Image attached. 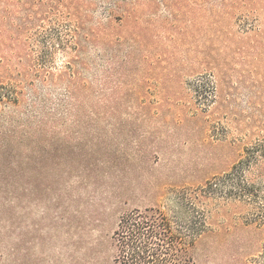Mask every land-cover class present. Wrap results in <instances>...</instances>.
<instances>
[{
  "label": "rangeland",
  "instance_id": "obj_1",
  "mask_svg": "<svg viewBox=\"0 0 264 264\" xmlns=\"http://www.w3.org/2000/svg\"><path fill=\"white\" fill-rule=\"evenodd\" d=\"M255 1L131 0L103 35L106 3L94 0L83 52L36 44L38 25L51 33L48 6L17 0L1 21L0 5V87L22 91L0 110V264H118L111 233L122 212L204 183L264 144V0ZM73 13L81 25L82 9ZM196 82L206 83L201 96ZM68 90L82 108L62 114L59 138L46 125L33 136L20 120L26 104ZM105 94L114 100L99 103ZM251 212L237 201L219 207L195 264H264V198Z\"/></svg>",
  "mask_w": 264,
  "mask_h": 264
},
{
  "label": "trees",
  "instance_id": "obj_2",
  "mask_svg": "<svg viewBox=\"0 0 264 264\" xmlns=\"http://www.w3.org/2000/svg\"><path fill=\"white\" fill-rule=\"evenodd\" d=\"M16 1L0 0V5L2 4L3 7L2 9L0 6V9L5 12L1 21L15 12ZM34 1H36V6H48L44 16L48 17L50 25H52L51 33L46 36H42L43 29L41 28L44 26L38 25L36 44H44L48 40L54 47L56 40L65 49L83 52V48L89 42L88 34L84 28L87 19L83 14L88 10V4L94 0ZM104 1L106 5L102 6V10L105 13L107 23L99 26L97 30L103 35H107L106 31L112 26L113 20H121L127 15V6L131 0ZM238 1L239 5L256 4L255 0ZM229 4L233 6L232 3ZM79 8L82 9L81 25L75 27L69 18L73 16V10L78 11ZM83 17L84 20H82ZM60 27H64V31H60ZM60 32H62V38H60ZM104 49L108 51V47ZM109 57L110 62L115 59V55L109 54ZM120 58L124 63L128 59V55ZM45 60L43 56L38 57L34 65H28V70L36 71L34 68L44 64ZM112 68L110 63L108 70L100 76L104 83L111 78ZM46 82L47 80L42 81L44 84ZM73 87L74 85H69L70 89ZM205 88L206 83L196 82L192 85L196 96L205 93ZM21 94V88L1 86L0 110L8 102L18 104ZM113 97L105 94L98 102L114 100ZM82 106V99L72 90H68L56 101L36 94L32 102L25 106L24 120L23 118L20 120L27 125L31 133H34L33 136L36 135V131H40L46 125L50 128L46 130L49 132L50 138H59L60 127L62 126L60 123L64 118L62 114L71 108L77 112ZM76 117L75 124H78L79 118ZM5 122H18V120L14 116L6 118ZM14 126L16 125L14 124ZM263 162L264 144L255 143L247 146L242 156L228 170L211 176L204 183L196 186L170 187L165 190L159 203L125 210L118 216L111 233L114 261L118 264H195L194 253L197 245L201 238L211 231L209 220L219 207L229 201H237L242 206L247 207L249 211L253 210L251 217L254 216L256 203L260 198H264V178H262L263 175L257 174V170ZM246 219L249 222L256 221L248 218V216ZM257 220L262 219L257 218Z\"/></svg>",
  "mask_w": 264,
  "mask_h": 264
}]
</instances>
